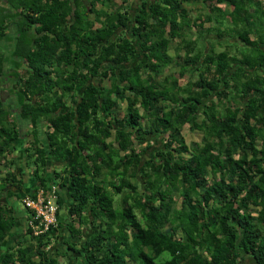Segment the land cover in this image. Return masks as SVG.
<instances>
[{"label": "trees", "instance_id": "trees-1", "mask_svg": "<svg viewBox=\"0 0 264 264\" xmlns=\"http://www.w3.org/2000/svg\"><path fill=\"white\" fill-rule=\"evenodd\" d=\"M131 6L0 0V194L25 137L41 189L16 242L0 200V264H264V0Z\"/></svg>", "mask_w": 264, "mask_h": 264}, {"label": "crops", "instance_id": "crops-1", "mask_svg": "<svg viewBox=\"0 0 264 264\" xmlns=\"http://www.w3.org/2000/svg\"><path fill=\"white\" fill-rule=\"evenodd\" d=\"M26 138L27 137L18 140L14 151L10 155V160L12 163L10 168L16 170L17 177L20 180V182L18 181V188L13 185H8L7 188L0 194V200L12 204L14 208V214L17 218L16 227L18 229V233H16V231L14 234H12L14 242L18 241L20 238H23L22 235L24 234L26 221L30 216V212L23 207L21 199L19 198L22 196H26L28 193L34 192V190L36 191V189L37 193L38 191H41V189L39 188V182L36 181V178L33 176L32 166H27V152L25 151ZM50 170L51 168L48 169V172ZM46 174L48 173L46 172ZM48 175H51V173H49ZM12 238L10 239L12 240ZM66 238H68L67 233H65L64 231V236L61 238V240L63 241ZM240 264H256V262L254 257H252L251 255L242 253Z\"/></svg>", "mask_w": 264, "mask_h": 264}, {"label": "rangeland", "instance_id": "rangeland-1", "mask_svg": "<svg viewBox=\"0 0 264 264\" xmlns=\"http://www.w3.org/2000/svg\"><path fill=\"white\" fill-rule=\"evenodd\" d=\"M115 1L117 3L120 2V0H115ZM131 3H132L131 9H132V11H134L136 9L137 4L140 3V0H131ZM186 7L188 8L192 18L197 16L198 13H200V11H203L206 9V8H203V4H201V3H189L186 5ZM207 26H209V24L206 23L205 27H207ZM191 37L196 38V32L193 33V35H191ZM206 39H212L213 41H215V39H217V37L215 35L211 34V35H208ZM226 39L230 44L234 43L233 41L235 40V39H232V37H226ZM225 45H226L225 43H221V42L220 43L217 42V44L215 43V47L218 51L221 49H224L226 47ZM230 47L235 48V45L230 46ZM171 52H174V50H171ZM186 76H188V73L184 76V78H180L179 82L183 83L186 79ZM185 133L186 134H185L184 138H185L187 144H191L192 142L200 140V137H201L200 133H194V134H190V133L187 134V132H185ZM158 143H159V141L157 143H154L151 146V148H154V147H156V145H159ZM59 260H60V264H65L64 263V261L66 260L65 258H60Z\"/></svg>", "mask_w": 264, "mask_h": 264}, {"label": "built area", "instance_id": "built-area-1", "mask_svg": "<svg viewBox=\"0 0 264 264\" xmlns=\"http://www.w3.org/2000/svg\"><path fill=\"white\" fill-rule=\"evenodd\" d=\"M24 202L27 207L34 209L35 211L34 218L36 220H40L38 225L35 227L36 228L34 230L35 233L40 232L41 229L39 227L41 225H43V229L45 230L47 229L50 223H54L55 207L52 205L51 201L46 200L44 203L43 199H41L40 197V199H38L37 201H33L31 199H25Z\"/></svg>", "mask_w": 264, "mask_h": 264}]
</instances>
